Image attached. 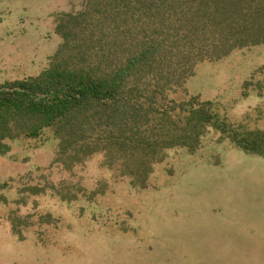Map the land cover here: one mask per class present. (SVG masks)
Returning a JSON list of instances; mask_svg holds the SVG:
<instances>
[{
    "label": "rangeland",
    "instance_id": "1",
    "mask_svg": "<svg viewBox=\"0 0 264 264\" xmlns=\"http://www.w3.org/2000/svg\"><path fill=\"white\" fill-rule=\"evenodd\" d=\"M83 3L0 0V82L40 72L62 41L57 15ZM193 96L264 129V43L199 63L175 94ZM57 157L50 130L0 154V264H264V155L223 133L166 149L146 188L101 155L72 169Z\"/></svg>",
    "mask_w": 264,
    "mask_h": 264
},
{
    "label": "trees",
    "instance_id": "2",
    "mask_svg": "<svg viewBox=\"0 0 264 264\" xmlns=\"http://www.w3.org/2000/svg\"><path fill=\"white\" fill-rule=\"evenodd\" d=\"M55 30L62 41L40 72L0 82V154L50 130L55 162L72 169L101 155L137 188L166 149L195 151L208 128L264 155V129L175 97L199 63L264 43V0H84Z\"/></svg>",
    "mask_w": 264,
    "mask_h": 264
}]
</instances>
